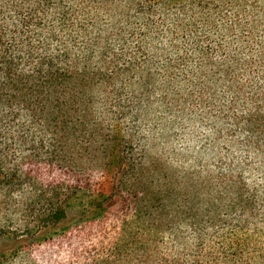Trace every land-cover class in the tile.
<instances>
[{
	"label": "trees",
	"instance_id": "1",
	"mask_svg": "<svg viewBox=\"0 0 264 264\" xmlns=\"http://www.w3.org/2000/svg\"><path fill=\"white\" fill-rule=\"evenodd\" d=\"M156 112L219 168L149 159ZM70 220L103 264H264V0H0V232Z\"/></svg>",
	"mask_w": 264,
	"mask_h": 264
},
{
	"label": "rangeland",
	"instance_id": "2",
	"mask_svg": "<svg viewBox=\"0 0 264 264\" xmlns=\"http://www.w3.org/2000/svg\"><path fill=\"white\" fill-rule=\"evenodd\" d=\"M165 26L161 27L158 36L155 38L154 46L157 49H165L167 42L163 36ZM129 42L134 44L137 39ZM191 41H185V44L179 46L182 54L191 51ZM126 53L134 54L135 45L131 46ZM174 54H168L173 57ZM158 61V60H157ZM163 60L158 61L162 63ZM156 118L161 121L153 134L149 135L148 144L145 148L149 159H162L170 164H182L183 167L198 165L204 169L216 170L219 167V156L213 155V151L208 146L209 129L208 126L201 122L182 121L170 116H164L161 112H156ZM221 155L226 158L225 149L218 148ZM231 156L237 161H244L245 156L240 150L232 152ZM231 159V158H229ZM233 160V159H231ZM252 171L246 174V178L250 183H256V186H262L261 174L256 170L255 165ZM94 183L99 189L109 194L111 191V183L107 179L97 177ZM118 210V211H117ZM125 207L121 204L110 210L107 221V231L109 237L113 234L112 228L116 226L117 214H125ZM74 216V214L72 215ZM72 221H68L61 226L49 229L47 235L41 236L40 240H35L34 237L24 236L15 231L0 232V264H103L101 260L96 258L93 252V245L97 243V228L92 230V236L79 242L71 234V230L67 227L71 226ZM67 235H63V233ZM46 233V232H45ZM102 256V255H101ZM103 258V256H102Z\"/></svg>",
	"mask_w": 264,
	"mask_h": 264
}]
</instances>
